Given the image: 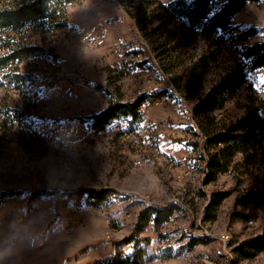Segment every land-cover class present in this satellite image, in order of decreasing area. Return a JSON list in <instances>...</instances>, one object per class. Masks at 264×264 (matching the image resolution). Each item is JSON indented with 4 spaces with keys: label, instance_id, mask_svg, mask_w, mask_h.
<instances>
[{
    "label": "rangeland",
    "instance_id": "obj_1",
    "mask_svg": "<svg viewBox=\"0 0 264 264\" xmlns=\"http://www.w3.org/2000/svg\"><path fill=\"white\" fill-rule=\"evenodd\" d=\"M16 1L0 0V9ZM172 1L54 0L49 22L0 29V59L17 45L42 49L0 67V264H122L138 240L146 251L141 264H264V253L247 260L233 252L264 231V208L249 223L231 216L262 169L207 184L205 139L195 132L193 107L233 64V48L201 70V36L191 33L177 46L182 23L165 22ZM231 25L256 27L249 43L264 40V0L247 2ZM144 95L152 99L135 118L92 125L107 107ZM249 95L264 100V67L216 119L242 116ZM79 188L114 193L100 208L59 203L60 192ZM218 191L231 195L204 220ZM171 205L179 208L169 222L139 223L146 208ZM191 237L206 242L188 251Z\"/></svg>",
    "mask_w": 264,
    "mask_h": 264
},
{
    "label": "trees",
    "instance_id": "obj_2",
    "mask_svg": "<svg viewBox=\"0 0 264 264\" xmlns=\"http://www.w3.org/2000/svg\"><path fill=\"white\" fill-rule=\"evenodd\" d=\"M54 0H17L8 8L0 9V29L19 30L23 26H39L51 19L50 3ZM75 0H61L63 4ZM121 5H133L134 0H117ZM260 0H174L165 7V22L182 23L176 45L179 46L189 34L200 35L207 48L201 55L199 67L205 70L211 62H217L219 53L230 44L235 57L233 64L213 83L208 91L193 107V116L198 123V136L205 139L204 160L208 171L206 183L228 172L243 175L242 170L258 165L263 171L261 181L251 189L243 192L236 200L232 212V220L249 223L257 218V210L264 208V100L253 95L248 96L245 113L237 119L218 120L215 114L224 110L239 91L247 84L249 74L264 67V40L249 43L257 36L256 27L241 28L232 26L233 17L247 2ZM55 29L64 28V23H57ZM215 47L214 51L211 48ZM42 49L36 46H19L0 59V67L16 63L24 58L33 57ZM195 76L197 73L194 72ZM16 82L21 80L16 75ZM198 80H201L198 77ZM164 94V90L158 91ZM190 97L189 95H187ZM147 96H141L132 104L115 103L98 115L92 117V125L97 126L115 117L137 115V107ZM188 97V98H189ZM150 98V97H147ZM191 98V97H190ZM152 99V98H150ZM84 119L85 121L90 120ZM60 194L59 203L67 205L102 207L110 201L113 190L79 188L73 191L50 192ZM13 195L15 193H8ZM200 196H205L199 192ZM231 191H218L209 195L204 220L208 219L222 203L229 198ZM177 205L166 208L148 207L140 215V224L152 223L159 226L169 222L176 213ZM211 212V213H210ZM140 240L134 246V253L122 264H141L146 251L139 247ZM205 239L191 237L186 243V249L192 251L197 245L204 244ZM240 259H253L264 253V231L249 239L243 240L233 249ZM113 264V263H112Z\"/></svg>",
    "mask_w": 264,
    "mask_h": 264
},
{
    "label": "built area",
    "instance_id": "obj_3",
    "mask_svg": "<svg viewBox=\"0 0 264 264\" xmlns=\"http://www.w3.org/2000/svg\"><path fill=\"white\" fill-rule=\"evenodd\" d=\"M223 241L227 242V238H225L224 236L221 237Z\"/></svg>",
    "mask_w": 264,
    "mask_h": 264
},
{
    "label": "bare ground",
    "instance_id": "obj_4",
    "mask_svg": "<svg viewBox=\"0 0 264 264\" xmlns=\"http://www.w3.org/2000/svg\"><path fill=\"white\" fill-rule=\"evenodd\" d=\"M226 238V236H224ZM229 241V240H228Z\"/></svg>",
    "mask_w": 264,
    "mask_h": 264
}]
</instances>
